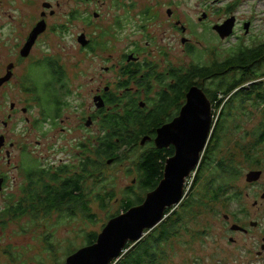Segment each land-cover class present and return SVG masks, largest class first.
<instances>
[{"label":"flooded vegetation","instance_id":"obj_1","mask_svg":"<svg viewBox=\"0 0 264 264\" xmlns=\"http://www.w3.org/2000/svg\"><path fill=\"white\" fill-rule=\"evenodd\" d=\"M239 7L238 0H39L37 12L30 10L26 16L32 30L21 31L25 41L17 61L9 63L6 73L0 77V89L17 81V87L32 97L30 102L36 104L38 110L34 116L35 106L32 108L31 103L21 108L13 101L7 120L0 121V161L8 163L7 171L0 170V196L7 191L10 173L15 168L23 171L25 178L37 171L43 175L53 173L60 186L80 180L84 201L88 203L87 181L93 178L94 162L100 171L107 165L121 162L126 153L137 149L143 152L140 163L155 149L172 150L174 154L169 158L173 157L175 147L159 149L157 138L164 127L181 116L190 91L195 87L202 90L211 102L216 121L217 117L220 118L216 110L220 108L225 97L223 92L227 89L226 85L222 89L223 81L232 80L229 87L236 84L237 68L224 70L220 67V45L235 42L224 61L237 59L241 55L238 53L240 49L249 50L241 43L239 34L244 32L246 38H250L254 21L240 14ZM4 23L1 27L29 28L28 24H17L16 20ZM37 27L43 31L25 57L22 51ZM78 28L82 30L78 32ZM68 42L73 44L74 50L78 45L81 52L102 60L115 58L114 54L103 55L109 51L108 43L127 42L128 46L124 47L117 64L102 68L99 78L93 77L92 69L86 72L72 62L74 51L68 57H62L65 44L55 54L46 45L47 50L43 51L46 55L34 56L35 48L41 43ZM190 57L198 60L197 66L188 67ZM21 65L25 69L18 77L16 70ZM43 68L53 78L52 83L47 81L43 86L50 88L47 101L40 94L41 80L32 82L34 79L29 73L37 69L40 74ZM9 73L11 76L2 81ZM110 74L114 77L113 84L106 77ZM97 83L99 85L94 88ZM90 86L93 87L90 93H84ZM240 89L238 87L234 93ZM15 135H20L22 141H18ZM27 135H40L41 140L36 141L38 146H42V140H49L51 135L56 138L82 135L85 140L80 142L79 165H70L63 159L52 167H45L40 159L39 169L33 171H27L24 164L14 165L16 152L22 153L23 150V155L30 154L28 145H22ZM262 138L264 140V135H261L260 142ZM94 140L100 142L95 146ZM109 140H114L112 156L95 158V155H101L103 146L107 148L105 145ZM52 153L53 148L48 146L47 156ZM138 179H142L140 172ZM246 181V196L243 191L234 192L236 195L233 193L230 198L232 211L221 213L218 221L213 223L218 228L215 248L206 251V242L202 240V247L196 244L188 252L182 249V253L186 252L185 258L170 264H264V164L252 166L246 174ZM26 182L20 198L15 202L13 195L5 199L8 205L1 213L5 217H23L14 214V209L16 211L19 203L31 199L27 192L30 182L27 179ZM246 199L248 205L241 207ZM190 229L186 227V234L191 236L190 241H196L199 232L190 233ZM179 237L177 235L170 241Z\"/></svg>","mask_w":264,"mask_h":264},{"label":"rangeland","instance_id":"obj_2","mask_svg":"<svg viewBox=\"0 0 264 264\" xmlns=\"http://www.w3.org/2000/svg\"><path fill=\"white\" fill-rule=\"evenodd\" d=\"M38 1L0 0V77L6 73L9 63L17 61L20 48L25 41V36L24 38L21 37V31L29 32L32 30V26L28 24L26 16L30 13V10L37 12ZM226 1L230 2L231 0ZM238 1L240 2V7L238 8L240 14H244L247 18L254 21L250 38H246L244 32L239 34L241 43L249 49L256 48L264 44V0ZM28 3H34V5L29 6ZM252 15L255 17L251 18ZM6 20H16L17 24L22 25L28 24L29 28L1 27ZM81 30V28L77 29L78 32ZM64 44L66 45V50L63 51L62 57L66 58L74 51L71 56L72 62L78 68L86 69V72L92 69L93 77L97 78L103 72L102 68L112 67L117 64L119 61L118 57L123 53L124 47L128 46L127 42L111 43L110 45L108 43L109 51L103 55L108 57V54H114L115 58L102 60L100 57L93 59L87 53L81 52L78 45L74 50L73 44L69 42L58 44L41 43L35 48L34 56L41 58L44 54L46 55L43 51L47 50V46L50 47L54 54L60 52L61 48L65 47ZM232 45H235L234 40L220 45L221 62L227 58L226 53L229 54V49ZM173 56L175 58L174 62H176V57L175 55ZM197 61L190 57L188 67L197 66ZM24 69V65L18 66L16 70L18 77H21ZM34 70L38 71L37 69H32L29 73H33ZM106 77L110 81L109 83H114L112 74ZM40 80V87H43L47 81L52 83L53 78L50 72L43 68L40 73ZM82 81H85V79H82ZM98 85L99 83L95 84L94 88ZM92 88L90 86L84 93H90ZM40 94L42 99L47 101L50 97L49 86L41 88ZM31 99L30 95L17 87V81L13 85L10 84L1 88L0 121L7 120L10 105L13 101H16L19 107L23 108V105L31 103ZM29 105L33 108L36 104L31 103ZM36 108V106L33 108L34 116L38 113ZM222 111L223 107L216 110L217 116L221 117ZM227 112L228 114L230 113L229 117H227L228 114L226 115L227 130L221 135L222 141L217 146L214 163L210 168L205 164L200 173L196 172L187 188L186 197L188 199L189 196L193 197V199L201 201L202 205L193 207L190 213H184L186 218L184 224L186 227L191 228L190 233L199 232V237L196 238V241H190L191 236L186 234V227H179L177 235L180 237L164 244L157 264H170L171 261H181L186 256V252L182 253L181 250L186 249L188 252L196 244L202 247V240L206 242L204 247L206 251L215 248V235L218 233V228L213 223L218 221L221 213L232 211L230 198L234 192L240 190L246 196L248 191L246 174L252 166L264 164V141L260 142L261 135L264 134V106L248 102L241 108L237 105L236 108L227 110ZM27 137L29 138H27L29 143L25 138L26 140L23 139L22 145H28L30 154L28 156L25 155L26 153L23 155V150L22 153L16 152L17 157L14 160V165L20 166L24 164L26 169L33 170L37 167L35 164L39 165V162L41 163L40 159L45 167H52L61 159L67 161L70 165H79L81 158L80 142L85 140L82 135H72L70 138H56L55 135H51L49 140H42V146L36 144L37 140H41L40 135H31L30 137L27 135ZM15 138L18 141H22L20 135H15ZM97 142H100V140H94L95 146ZM48 146L53 148V153L50 156L46 154ZM212 146L213 143H209V147L212 148ZM61 147H63V150ZM126 154L127 156H124L123 160L117 164L107 165L100 171L94 169L93 178L87 181L88 203L92 213L97 216L96 222L87 219L84 213L80 209L76 210L74 206L70 208V210L75 209L72 212L55 211L50 216L42 214L39 219H35L28 214L22 218L16 217L13 219L0 214V264H67V259L72 255V252L88 246L87 237L89 234H101L105 226L116 217L121 211V201L129 193H132L130 195L131 199H135V197L146 199L148 192L142 190L138 179V167L143 152L137 149V151H129ZM22 156H27L23 158L24 163H22ZM45 158L48 160L46 161ZM7 164L6 160L0 161V170L7 171ZM233 166L237 167L235 169L239 172V177L231 179L229 175H226L228 177V187H226L225 194L216 201L202 199L206 189L216 186L215 183L219 180L220 173L223 172L218 170V167L228 168ZM12 169L7 191L0 196V213H4L5 206L8 205V201L5 199L13 195L15 197L13 202H15V199L21 197V188L24 184H27L24 172L17 171L15 168ZM102 171L103 173H101ZM212 181H214V185L211 184ZM106 193H113L114 198L111 201L106 199L104 206H102L98 199L101 195L105 196ZM233 195H236V193ZM247 205L248 201L246 199L241 207H246ZM166 221L169 222L170 218H167ZM207 229L208 231H205ZM153 232L155 233V231ZM172 243L174 244L172 245ZM188 245L189 248H187Z\"/></svg>","mask_w":264,"mask_h":264},{"label":"trees","instance_id":"obj_3","mask_svg":"<svg viewBox=\"0 0 264 264\" xmlns=\"http://www.w3.org/2000/svg\"><path fill=\"white\" fill-rule=\"evenodd\" d=\"M238 53H241V55L237 59L233 58L231 60L223 61L220 64V67L224 70L233 67L237 68L238 73L234 79L236 84L229 87L232 80L227 81V83L223 81L222 89H224L223 87H225V85L227 87L226 91L224 90L223 92L225 97L220 103V108L223 107V111L221 117H217L215 121V128L210 140V143H213V146L212 148L208 146L201 166L197 171L198 173L202 171L205 164L210 168L214 163V155L217 151V146L218 144L220 145V142L222 141L221 135L227 130L226 118L230 116V113L228 114L227 110L236 108L237 105L241 108V106L248 102H254L264 106V44L256 48H250L249 50L240 49ZM31 77L34 79L32 82H37L38 79H40V74L38 71L34 70ZM238 87H241V89L234 93ZM51 91L53 93L54 89ZM32 92L36 94L35 90ZM37 93H39V89L37 90ZM229 96L230 98H228ZM227 114L228 116L226 117ZM262 141H264L263 138ZM113 143L114 140L107 141L105 145L107 148L104 149L103 146L101 155H95V158L102 159V156L104 155L112 156V151L114 149ZM173 154L174 151L172 150L155 149L141 161L138 169L142 175L140 186L143 191L150 192L158 187L164 177L166 160ZM35 165L37 167L33 170H38L39 165ZM97 168V163L94 162V169L97 170ZM27 169V171H33L29 168ZM218 170H222L224 173H220V176L218 177L219 180L215 183L216 186L204 191L202 199L213 201L218 200V198L225 194L226 187H228V177H226V175H229V178L231 179L239 177V172H237L235 166L228 168L218 167ZM26 179L30 182V187L27 189V192L30 193L31 199L29 201H24L25 203H19V207L16 211L14 209V214H22L24 217L28 213V215H31L33 218L39 219L42 214L50 216L55 211L72 212L75 209L70 210V208L74 206L76 210L80 209L87 219L96 222L97 216L92 213L89 203L84 201V188L81 185L80 180H77L76 183L71 185L60 186L56 183V176H54L53 173L43 175L40 171L28 175ZM211 184L214 185V181H212ZM131 194L132 193H129V195L121 201V211L116 216H119L122 212H126L132 207L141 205L144 202L145 199L143 198L135 197V199H131ZM113 198V193H106L105 196L101 195L98 200L102 203V206H104L106 199L111 201ZM200 202L201 201L193 199V197L189 196V199L188 197H185L183 203L180 204L178 208H174L167 212V218H170L169 222H163L153 230L155 233L153 231L150 232L141 242H138L137 244H129L126 252L116 264H157L160 251L164 244L169 243L173 237L175 238L177 236L179 227H186L184 224V220L186 219L184 213H190L193 207L202 205ZM98 236L99 234L97 233L89 234L87 237V245L94 244L97 241ZM75 252H72L71 254Z\"/></svg>","mask_w":264,"mask_h":264},{"label":"water","instance_id":"obj_4","mask_svg":"<svg viewBox=\"0 0 264 264\" xmlns=\"http://www.w3.org/2000/svg\"><path fill=\"white\" fill-rule=\"evenodd\" d=\"M43 29L37 27L23 56H28ZM11 74L7 75V80ZM1 81V82H2ZM211 102L199 88H193L181 116L164 127L157 138L159 149L174 146L176 153L166 162L158 187L148 192L141 205L113 218L97 241L75 253L67 264H116L129 244L141 242L167 218V212L183 203L189 181L200 167L215 128ZM250 177V176H249Z\"/></svg>","mask_w":264,"mask_h":264}]
</instances>
